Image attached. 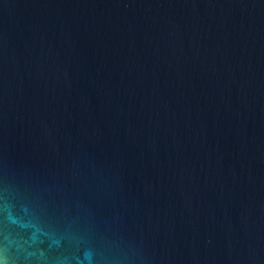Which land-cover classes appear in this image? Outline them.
<instances>
[{
    "label": "water",
    "instance_id": "95a60500",
    "mask_svg": "<svg viewBox=\"0 0 264 264\" xmlns=\"http://www.w3.org/2000/svg\"><path fill=\"white\" fill-rule=\"evenodd\" d=\"M0 264H264V0H0Z\"/></svg>",
    "mask_w": 264,
    "mask_h": 264
}]
</instances>
